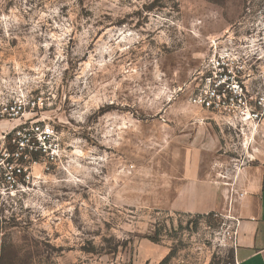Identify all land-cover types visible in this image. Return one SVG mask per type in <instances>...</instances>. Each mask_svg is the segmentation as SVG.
<instances>
[{
    "label": "rangeland",
    "instance_id": "374dc122",
    "mask_svg": "<svg viewBox=\"0 0 264 264\" xmlns=\"http://www.w3.org/2000/svg\"><path fill=\"white\" fill-rule=\"evenodd\" d=\"M226 35L264 73V0H0V99L42 97L59 146L11 188L0 134V264H235L230 216L166 209L220 134L187 100Z\"/></svg>",
    "mask_w": 264,
    "mask_h": 264
},
{
    "label": "built area",
    "instance_id": "2783aa9c",
    "mask_svg": "<svg viewBox=\"0 0 264 264\" xmlns=\"http://www.w3.org/2000/svg\"><path fill=\"white\" fill-rule=\"evenodd\" d=\"M236 44L229 35L210 41L209 55L193 74L187 102L216 117L214 124L231 134L239 144L238 150L245 153L264 123V73L259 66L261 57H249ZM43 105L42 97L17 95L0 99V123L18 122L0 133L12 151L2 155L1 163L11 188L16 184L15 173L21 170L13 164L18 159L38 152L50 159L57 156L58 138L53 128L25 119L27 111L39 110ZM243 158L239 157L236 164L244 163Z\"/></svg>",
    "mask_w": 264,
    "mask_h": 264
},
{
    "label": "crops",
    "instance_id": "0c3cea01",
    "mask_svg": "<svg viewBox=\"0 0 264 264\" xmlns=\"http://www.w3.org/2000/svg\"><path fill=\"white\" fill-rule=\"evenodd\" d=\"M206 120L216 126V117L209 115ZM6 128L7 124H0V133ZM207 134L209 140L199 150L203 159L194 155L191 174L177 185L166 209L190 215L230 216L236 224L234 263L264 264V123L245 153L238 150L239 144L231 134L221 129L218 135L210 130ZM230 152L235 158L229 157ZM239 157L246 161L236 164ZM205 160L208 171L201 173ZM219 165L224 173L221 182L215 175Z\"/></svg>",
    "mask_w": 264,
    "mask_h": 264
}]
</instances>
